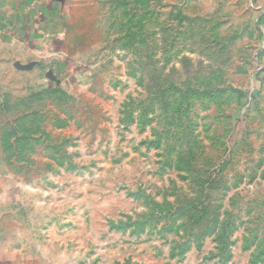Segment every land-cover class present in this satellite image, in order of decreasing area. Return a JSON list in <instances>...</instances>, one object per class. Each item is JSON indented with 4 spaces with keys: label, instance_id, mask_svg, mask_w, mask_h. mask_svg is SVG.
I'll return each instance as SVG.
<instances>
[{
    "label": "rangeland",
    "instance_id": "obj_1",
    "mask_svg": "<svg viewBox=\"0 0 264 264\" xmlns=\"http://www.w3.org/2000/svg\"><path fill=\"white\" fill-rule=\"evenodd\" d=\"M43 2L47 61L0 68L2 247L26 264H264L249 0Z\"/></svg>",
    "mask_w": 264,
    "mask_h": 264
},
{
    "label": "crops",
    "instance_id": "obj_2",
    "mask_svg": "<svg viewBox=\"0 0 264 264\" xmlns=\"http://www.w3.org/2000/svg\"><path fill=\"white\" fill-rule=\"evenodd\" d=\"M249 2L255 16L252 44L260 45L259 55L264 60V0ZM43 4V0H0V68L8 72L11 66L17 72L26 73L47 61L49 54L44 48L48 47L47 42L39 39L37 31L48 22L53 11ZM2 245L0 241V264H26L18 262L15 253Z\"/></svg>",
    "mask_w": 264,
    "mask_h": 264
},
{
    "label": "water",
    "instance_id": "obj_3",
    "mask_svg": "<svg viewBox=\"0 0 264 264\" xmlns=\"http://www.w3.org/2000/svg\"><path fill=\"white\" fill-rule=\"evenodd\" d=\"M18 68H21V67L18 66Z\"/></svg>",
    "mask_w": 264,
    "mask_h": 264
}]
</instances>
